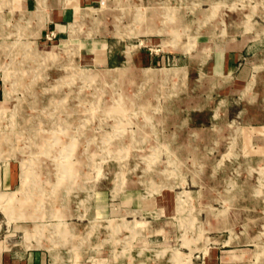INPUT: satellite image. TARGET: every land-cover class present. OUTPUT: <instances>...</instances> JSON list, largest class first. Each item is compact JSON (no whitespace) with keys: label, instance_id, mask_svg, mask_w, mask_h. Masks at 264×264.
I'll list each match as a JSON object with an SVG mask.
<instances>
[{"label":"rangeland","instance_id":"1","mask_svg":"<svg viewBox=\"0 0 264 264\" xmlns=\"http://www.w3.org/2000/svg\"><path fill=\"white\" fill-rule=\"evenodd\" d=\"M41 11L0 0L1 236L82 264H264V70L210 67L264 0H100L60 40Z\"/></svg>","mask_w":264,"mask_h":264},{"label":"crops","instance_id":"2","mask_svg":"<svg viewBox=\"0 0 264 264\" xmlns=\"http://www.w3.org/2000/svg\"><path fill=\"white\" fill-rule=\"evenodd\" d=\"M100 0H20L22 13L30 14L42 8L41 11V28L37 37H46V33L53 31L56 39H64L69 36V25L76 19L77 8H86ZM27 21V19H26ZM37 18H32L29 23H34ZM234 20L235 25H230L229 29L236 30L239 24L246 26L247 20ZM29 25L28 22L25 25ZM82 24V23H81ZM24 25V27H25ZM264 25H255V32L252 34L242 35L237 41L229 40L226 47L217 49L210 62L212 72L224 75L226 78L231 77L235 82L244 85H250L251 80L264 70V41L261 35H264L262 29ZM242 32V31H241ZM82 33V32H81ZM76 37L82 40V34ZM233 32L228 34L232 39ZM36 37V38H37ZM75 37V38H76ZM256 64H261L259 69L255 68ZM252 76L250 81L248 78ZM18 180L16 167L12 161H4L0 165V190H8L15 186ZM1 221V220H0ZM1 227V225H0ZM8 234L1 236L0 228V264H82L79 262L81 256L75 261L74 257L71 262H66L67 254L61 251H51L44 247H27L26 245H17L8 241ZM82 252V251H81ZM70 258V257H68Z\"/></svg>","mask_w":264,"mask_h":264},{"label":"built area","instance_id":"3","mask_svg":"<svg viewBox=\"0 0 264 264\" xmlns=\"http://www.w3.org/2000/svg\"><path fill=\"white\" fill-rule=\"evenodd\" d=\"M54 36H55V34H54L53 31H50V32L46 33V38L47 39H52Z\"/></svg>","mask_w":264,"mask_h":264},{"label":"bare ground","instance_id":"4","mask_svg":"<svg viewBox=\"0 0 264 264\" xmlns=\"http://www.w3.org/2000/svg\"><path fill=\"white\" fill-rule=\"evenodd\" d=\"M65 44V43H64ZM57 49V48H56ZM46 53V52H45ZM50 53V52H49ZM40 55V54H39ZM43 55V54H42ZM127 69V68H126ZM155 72V71H154ZM155 74V73H154ZM161 74V73H160ZM159 85V84H158ZM142 100V99H141ZM126 106V105H125ZM125 109V108H124Z\"/></svg>","mask_w":264,"mask_h":264}]
</instances>
